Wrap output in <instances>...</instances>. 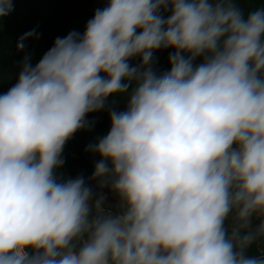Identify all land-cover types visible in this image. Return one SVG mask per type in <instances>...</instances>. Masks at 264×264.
Wrapping results in <instances>:
<instances>
[{"label": "clouds", "instance_id": "clouds-1", "mask_svg": "<svg viewBox=\"0 0 264 264\" xmlns=\"http://www.w3.org/2000/svg\"><path fill=\"white\" fill-rule=\"evenodd\" d=\"M162 48L175 51L157 74ZM30 60L0 94V264H264V247L249 255L264 245V7L110 0ZM133 84L86 149L113 214L82 176L56 173L87 114Z\"/></svg>", "mask_w": 264, "mask_h": 264}, {"label": "trees", "instance_id": "trees-1", "mask_svg": "<svg viewBox=\"0 0 264 264\" xmlns=\"http://www.w3.org/2000/svg\"><path fill=\"white\" fill-rule=\"evenodd\" d=\"M103 1L106 6L110 2ZM94 2L95 0H13L12 11L0 17V94L6 93L17 82L23 58L36 53L44 55L57 37H64L70 32V26L78 16L81 17L82 23L77 22V32L83 34L87 22L93 17L88 8ZM237 3L245 15L256 8L264 7V0H237ZM162 14L166 18L170 11ZM33 29L38 38L33 37L25 41V49L18 52L17 41ZM174 51L173 48H162L153 53V67L157 74L170 70L169 55ZM202 59L197 58L194 64L198 65ZM38 62L34 60L31 64L35 66ZM129 63L138 65L140 57L132 58ZM134 86H130L128 93L109 96L103 109L87 114L89 127L77 131L63 148L61 157L64 164L57 170V179L66 180L82 176L86 180L87 176L92 177L95 167L89 164L87 157L95 153L86 149L107 135L111 128L110 111L114 109L119 112L126 109L131 88ZM254 223L258 221L254 220ZM260 247L264 245H253L249 249V255H259Z\"/></svg>", "mask_w": 264, "mask_h": 264}, {"label": "rangeland", "instance_id": "rangeland-1", "mask_svg": "<svg viewBox=\"0 0 264 264\" xmlns=\"http://www.w3.org/2000/svg\"><path fill=\"white\" fill-rule=\"evenodd\" d=\"M106 7V4L103 0H95V2L88 8V11L93 13H95V11L97 9H102V7ZM81 22L82 23V20H81V17L78 16V18L76 20L73 21V23L71 24L70 26V32L75 30V31H78V23L77 22ZM43 56L42 53H36V54H32L30 55L31 57V61H39L41 59V57ZM100 159V156L98 154H93L89 157H87V160L89 162V164L93 167H95V164L96 162ZM91 177H86V180H85V183L88 182V181H96V180H93V179H90ZM97 182V181H96ZM106 190H107V199L106 201L104 202V205L113 213V214H117L121 211V208H120V200H119V197L116 193H114L109 187H106ZM230 223V222H229Z\"/></svg>", "mask_w": 264, "mask_h": 264}, {"label": "built area", "instance_id": "built-area-1", "mask_svg": "<svg viewBox=\"0 0 264 264\" xmlns=\"http://www.w3.org/2000/svg\"><path fill=\"white\" fill-rule=\"evenodd\" d=\"M102 8H104V6ZM86 185H88L89 187L92 188V190L96 194V196L103 195L105 197L104 202L106 201V199H107V190H106V188H100L98 186V182H96V181H88V182H86Z\"/></svg>", "mask_w": 264, "mask_h": 264}]
</instances>
